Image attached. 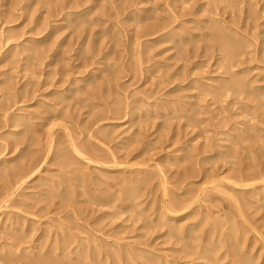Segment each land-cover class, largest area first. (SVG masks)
Wrapping results in <instances>:
<instances>
[{"label":"rangeland","instance_id":"obj_1","mask_svg":"<svg viewBox=\"0 0 264 264\" xmlns=\"http://www.w3.org/2000/svg\"><path fill=\"white\" fill-rule=\"evenodd\" d=\"M145 1L84 0L86 6L73 8L90 7L89 17L68 21L64 20L67 0H0V248L6 246L0 249V264H24L23 259L25 264H158L163 259H194L200 264L203 260L196 254L201 250L200 255L211 254L204 247L213 245L217 256L231 251L237 253L236 260L245 256L249 264H264V0H254L256 9L250 3L253 0H242L243 5L237 0L239 7L234 0H227L231 5L225 0L223 5L213 2L216 6L210 2L207 9L202 7L207 0ZM135 6L138 9L131 13ZM248 10L258 19L252 14L248 17ZM175 16H179L177 21ZM219 20V26L234 23L230 28L247 34L246 46L242 43L245 58L233 59L237 67L230 66L212 41L206 42L210 25L216 26ZM151 23H170L173 37H185L173 41L171 35L165 39L163 32L150 29L151 35L137 43L138 36L149 32L144 26ZM193 36L202 43L192 41ZM150 38L154 40L148 44ZM223 62L233 73L227 65L223 69ZM231 75L237 80L242 76L239 81L244 80L242 84L249 88L239 95L232 90L228 96H217L214 87L205 85L207 81L216 86L229 83L234 78ZM234 125L239 131L231 130ZM240 132L246 136L237 141ZM63 155L71 160H58ZM254 173H261L260 179L256 174L255 181ZM250 187L258 189L250 191ZM171 199L174 203L170 204ZM172 203L174 209H168ZM188 208H193L190 214L169 222L170 216L187 213ZM179 222L192 230L190 239L181 241L173 234L172 228L179 227ZM59 237L68 238L69 248L82 245L85 257L67 260L68 256L57 255L56 242L63 241ZM18 239H22L20 244ZM187 248L198 252L189 257ZM185 253L188 255H181ZM7 254L14 259L9 260ZM230 258H223L222 264Z\"/></svg>","mask_w":264,"mask_h":264},{"label":"bare ground","instance_id":"obj_2","mask_svg":"<svg viewBox=\"0 0 264 264\" xmlns=\"http://www.w3.org/2000/svg\"><path fill=\"white\" fill-rule=\"evenodd\" d=\"M46 1H47V0H46ZM74 1H75V0H74ZM74 1H73L74 4H70V3H72L71 0H70V1L67 0V4H66V6H67V8H68V7H69V8H68L67 11L65 12L66 17L64 16V17H65L64 20L72 21L74 18L78 19V18H81V17H83V16H85V15H87V16L89 17L88 12H89V10H90V9H89L90 7H89V8H86V7H85V8H83L81 11H74V8H75V7L78 9L79 7H82V5L86 6L85 3L87 4V2H83V1H84V0H83L82 3L79 2V4H78V3L76 4ZM77 1H79V0H77ZM85 1H88V0H85ZM144 1H145V0H144ZM146 1H147V0H146ZM146 1H145V2H146ZM164 1H165V0H164ZM174 1H175V0H174ZM174 1H173L172 3H174ZM179 1L182 2L183 0H178V3H179ZM186 1H188V0H186ZM194 1H195V0H194ZM196 1H197V0H196ZM218 1H219L220 4H221V2H222L223 0H207V1H205V2L202 3V7H203V9H204V7H205V9H207L206 6H209L208 4H210V2H211V3H213V2L217 3ZM225 1H226V2H224V3H227V0H225ZM234 1H236V4H237V0H234ZM245 1H246V0H245ZM245 1H244V2H245ZM247 1H248V0H247ZM251 1H252V0H251ZM259 1H260V0H259ZM69 2H70V3H69ZM95 2H96V1H95ZM241 2H242V0H241V1L238 0V3H239V4H240ZM248 2H249V1H248ZM257 2H258V1H257ZM182 3H183V2H182ZM184 3H185V2H184ZM194 3H197V2H194ZM194 3H193V4H194ZM229 3H230V1H229L227 4H229ZM250 3H252V5H253L252 7H253V8L255 7L254 5L257 4V3H256V4H253V3H254V0H253L252 2H250ZM96 4H98V3H96ZM231 4H232V2H231ZM231 4H229V5H231ZM239 4H237L238 7H239ZM241 4L243 5V3H241ZM245 4H247V2H246ZM101 5H103V4L101 3ZM106 5H107V4H106ZM135 5L138 6V4H135ZM167 5H168V4H167ZM182 5H183V4H182ZM194 5H195V4H194ZM200 5H201V4H200ZM213 5H214V3H213ZM222 5H223V2H222ZM250 5H251V4H250ZM250 5H249V6H250ZM84 6H83V7H84ZM159 6H160V5H159ZM214 6H216V5H214ZM227 6H228V5H227ZM240 6H241V5H240ZM249 6L247 5V7H249ZM263 6H264V5H263ZM73 7H74V8H73ZM96 7H97V6H96ZM123 7H124V6H123ZM127 7H128V6H127ZM142 7H143V6H142ZM231 7H232V6H231ZM250 7H251V6H250ZM252 7H251V9H253ZM70 8H72L73 11H69ZM222 8H223V6H222ZM229 8H230V6H229ZM64 9H65V7L61 9L62 12L64 11ZM72 9H71V10H72ZM77 9H76V10H77ZM93 9H94V8H93ZM95 9H96V8H95ZM123 9H124V8H123ZM125 9H126V8H125ZM137 9H138V7L136 8V6H135L134 8L131 9V11H130V10H129V11H130L131 13H135ZM212 9H213V8H212ZM212 9H211V10H212ZM218 9H219V8H218ZM248 9H249V8H248ZM251 9H250V10H251ZM255 9H256V7H255ZM255 9H253V10H255ZM126 10H127V9H126ZM140 10H141V9H140ZM143 10H144V9H143ZM143 10H142V12H143ZM201 10H202V9H201ZM209 10H210V8H209ZM232 10H233V9H232ZM240 10H241V9H240ZM240 10H239V11H240ZM253 10H252V11H253ZM129 11H128V12H129ZM202 11H203V10H202ZM207 11H208V10H207ZM207 11H206V12H207ZM219 11H220V10H219ZM227 11H228V10H227ZM242 11H243V10H242ZM245 11H246V10H245ZM263 11H264V8H263ZM92 12H93V11H92ZM124 12H125V11H124ZM139 12H141V11H139ZM139 12H138V13H139ZM204 12H205V11H204ZM209 12H210V11H209ZM248 12H249V10L247 11V13H248ZM259 12H260V11H259ZM90 13H91V12H90ZM96 13H97V12H96ZM182 13H183V12H182ZM182 13H181V14H182ZM223 13H224V12H223ZM254 13H255V12H254ZM254 13H253V12H252V13L249 12V13H248L249 15H248V14H246V15H248V17H249V16L252 14V17H253V14H254ZM262 13H263V12H262ZM129 14H130V13H129ZM147 14H148V13H147ZM154 14H155V13H154ZM174 14H175V13H174ZM181 14H180V15H181ZM183 14H184V13H183ZM204 14H205V13H204ZM207 14H208V13H207ZM209 14L211 15V13H209ZM212 14H215V13H213V11H212ZM241 14H242V13H241ZM241 14H240V15H241ZM132 15H133V14H132ZM148 15H149V14H148ZM177 15H178V14H177ZM202 15H203V14H202ZM215 15H217V14H215ZM146 16H147V15H146ZM155 16H156V15H155ZM183 16H184V15H183ZM203 16H204V15H203ZM213 16H214V15H213ZM217 16H218V15H217ZM223 16H224V15H223ZM254 16H255V15H254ZM260 16H262V14H261ZM144 17H145V16H144ZM151 17H152V15H151ZM153 17H154V16H153ZM178 17H179V16H178ZM178 17L175 16V21H177ZM201 17H202V16H201ZM206 17H208V15H207ZM206 17H205V18H206ZM210 17H211V16H210ZM238 17H239V16H238ZM241 17H242V16H241ZM248 17H247V18H248ZM136 18H139V19H140L141 17H139V16L137 17V16H136ZM147 18H148V17H147ZM149 18H150V16H149ZM173 18H174V17H173ZM176 18H177V19H176ZM214 18H215V17H214ZM219 18H220V17H219ZM228 18H230V17H228ZM250 18H251V17H250ZM81 19H82V18H81ZM89 19H90V18H89ZM145 19H146V17H145ZM153 19H154V18H153ZM156 19H158V18H156ZM156 19H155V20H156ZM199 19H200V18H199ZM209 19H210V18H209ZM211 19H213V18H211ZM223 19H224V18H222V20H223ZM253 19H255V17H253ZM256 19H258V18H256ZM256 19H255V20H256ZM87 20H88V19H87ZM90 20H92V19H90ZM95 20H96V19H95ZM136 20H137V19H136ZM147 20H148V19H147ZM191 20H192V19H191ZM193 20H194V19H193ZM193 20H192V21H193ZM196 20H197V19H196ZM232 20H233V19H232ZM251 20H252V19H251ZM107 21H108V20H107ZM134 21H135V20H134ZM157 21H159V20H157ZM170 21H171V20H170ZM173 21H174V20H173ZM186 21H187V20H186ZM211 21H212V20H211ZM216 21H217V19H216ZM216 21H213V22H216ZM226 21H227V20H226ZM239 21H240V20H239ZM81 22H84V20H82ZM152 22H153V21H152ZM161 22H163V20H161ZM165 22H166V21H165ZM202 22H203V21H202ZM204 22H205L204 24H206V21H204ZM209 22H210V21H209ZM218 22H219V23H218ZM218 22H216V23H218V25L215 23L216 26H212V24L210 23V24H211V25H210V26H211V27H210V28H211L210 30H211L212 33L209 31V34L211 33V34H210L211 36L208 34V36H207L208 39L206 40V42H207V41H212V42H213V47H214V44H215L216 48L219 49V51H221L222 55L224 54L223 57H225L226 60L229 59L228 63H230V66H232V64H235V62H233V59L235 60V57H236V58H239L241 55L243 56L244 53H243V50H242V49H244V48H243L242 46H243L244 44L242 45V43L245 42V46H246L247 43H246L245 40H246V38H248V37H247V34H246V35H245V34L243 35L241 32L238 33L237 30L235 31V28H234V27L230 28L231 26L234 25V23H232L233 25H230V27H226V23H227V22H225V24H224V23H223L224 20H223V22H222L223 25H221V26H219V25L221 24V23H220L221 21L219 20ZM244 22H245V21H244ZM262 22H263V21H262ZM79 23H80V22H79ZM84 23H85V22H84ZM106 23H107V22H106ZM137 23H138V22H137ZM170 23H171V22H170ZM170 23L167 24V25H164V24L161 25L162 23H161V24L159 23L160 25L155 24V23L152 25V23H151L150 26H144V28H145V27H149V28H145V29H148V31L151 29V30H154V31L157 30L158 32H159V31L163 32L161 36H162V38H165V39H168V37H169L170 35L172 36V40H173V41L183 39V37H185V36H183L182 34H181V35H182L183 37L180 36V37H179L180 39H176L175 37H173V36H174V35H173L174 33H171L172 30L170 31V28H169V27H170ZM237 23H239V22H237ZM252 23H253V22H252ZM254 23H255V22H254ZM257 23H258V22H257ZM172 24H173V23H172ZM207 24H208V22H207ZM213 24H214V23H213ZM195 25H197V26H198V25H199V26H202V25H200L199 23H195ZM195 25H194V26H195ZM238 25H239V24H238ZM260 25H261V22H260ZM112 26H113V25H112ZM222 26H225V27L223 28ZM234 26H235V25H234ZM244 26H245V25H244ZM253 26H254V25H253ZM257 26H259V25L257 24ZM257 26H256V27H257ZM262 26H263V24H262ZM113 27H114V26H113ZM142 27H143V26H142ZM180 27H181V26H180ZM188 27H189V26H188ZM144 28H143V29H144ZM172 28H173V27H172ZM175 28H176V27H175ZM183 28H184V27H183ZM191 28H192V27H191ZM191 28H190V29H191ZM246 28H247V25H246L245 29H246ZM248 28H249V27H248ZM143 29H142V30H143ZM145 29H144V30H145ZM180 29H181V28H180ZM190 29H189V30H190ZM194 29H195V28H194ZM202 29H203V28H202ZM207 29H208V27H207ZM256 29H257V28H255V30H256ZM227 30H228V32H227ZM260 30H261V29H260ZM146 31H147V30H146ZM154 31H152V32H154ZM157 31H156V32H157ZM175 31H176V30H175ZM175 31H174V32H175ZM242 31H243V30H242ZM194 32H195V31H194ZM196 32L198 33V30H197ZM204 32H205V31H204ZM245 32H246V30H245ZM247 32H248V31H247ZM247 32H246V33H247ZM260 32H261V31H260ZM263 32H264V30H263ZM138 33H139V32H138ZM142 33H143V32H142ZM142 33H141V34H142ZM145 33H146V34H145ZM145 33H144V35L142 34L141 36H138V37H137V41H138V42L136 41L137 43L142 44L140 39H141L142 37H144V36L151 35V34H150V31H149L148 33H147V32H145ZM154 33H155V32H154ZM176 33H177V32H176ZM176 33H175V34H176ZM183 33H184V32H183ZM197 33H196V34H197ZM251 33H252V32H251ZM160 34H161V33H160ZM188 34H189V33H188ZM191 34H192V33H191ZM249 34H250V33H249ZM252 35H253V34H252ZM256 35H257V34H256ZM261 35H262V34H261ZM157 36H158V35H157ZM175 36H176V35H175ZM199 36H200V35L198 34L197 37H199ZM147 37H148V36H147ZM153 37H154V36H153ZM200 37H202V36H200ZM203 37H204V36H203ZM203 37H202V38H203ZM205 37H206V36H205ZM262 37H263V36H262ZM189 38H191V37H189ZM252 38H254V37H252ZM258 38L260 39V37H258ZM155 39H156V38H155ZM170 39H171V37H170ZM184 39H186V38H184ZM194 39H195V36H193L192 41H193ZM205 39H206V38H205ZM205 39H204V40H205ZM244 39H245V40H244ZM153 40H154V38H152V39L150 38L149 40H147L148 44H149V42H151V41L153 42ZM197 40H198V39H197ZM247 40H248V39H247ZM262 40H263V39H262ZM142 41H143V40H142ZM194 41H196V40H194ZM199 41H202V40H199ZM256 41H257V40H256ZM147 42H146V45H148ZM163 42H165V41H163ZM166 42H167V41H166ZM171 43H172V42H171ZM189 43H191V41H190ZM194 43H195V42H194ZM196 43H198V42L196 41ZM201 43H202V42H201ZM201 43H198V44L200 45ZM204 43H205V41H204ZM210 43H211V42H210ZM251 43H252V41H251ZM251 43H250V45H251ZM139 44H138V45H139ZM177 44H178V43H177ZM186 44H187V43H186ZM192 44H193V43H192ZM207 44H208V43H207ZM207 44H204L203 46H205V45H207ZM248 44H249V43H248ZM208 45H209V44H208ZM144 46H145V45H144ZM192 46H193V45H192ZM197 46H198V45H197ZM145 47H146V46H145ZM213 47H212V48H213ZM209 48H210V47H209ZM214 48H215V47H214ZM187 49H188V47H187ZM203 49H204V48H203ZM249 49H250V48H249ZM245 50H246V49H245ZM185 51H186V49H185ZM205 51H207V50H205ZM245 53H246V52H245ZM246 55H247V54H246ZM223 57H222V58H223ZM243 57H244V56H243ZM220 58H221V57H220ZM244 58H245V57H244ZM244 58H243V59H244ZM225 59H224V60H225ZM238 60H239V59H238ZM238 60H235V61L237 62ZM241 61H242V60H241ZM241 61H240V62H241ZM87 62H88V61H87ZM219 62H220V61H219ZM224 62H225V61H224ZM224 62H223V63H224ZM226 63H227V61H226ZM226 63L223 64V66H224L223 69L226 68L225 66L228 64V63H227V64H226ZM241 63H242V65H243V63H245V62H241ZM241 63H239V64H241ZM87 64H88V63H87ZM87 64H86V65H87ZM89 65H90V64H89ZM235 65H236V64H235ZM227 66L229 67V65H227ZM238 66H239V65H238ZM233 67H234V66H233ZM236 67H237V65H236ZM248 68H249V67H248ZM227 69L230 70L231 68L229 67V68H227ZM227 69H226V70H227ZM234 69H235V68H234ZM245 69H246V68H245ZM228 70L226 71V73L228 72ZM232 70H233V69H232ZM232 70H230V72H231ZM248 70H250V69H248ZM252 70H253V69H252ZM242 71H243V70H242ZM244 71H245V70H244ZM224 72H225V70H224ZM235 72H236V71H235ZM240 72H241V70H240ZM226 73H225V74H226ZM231 73H233V72H231ZM238 73H239V72H237V74H238ZM223 74H224V73H223ZM225 74H224V75H225ZM229 74H230V73H229ZM229 74H227V75L230 77ZM239 74H241V73H239ZM233 75H234V74H233ZM242 75H243V73H242ZM247 75H248V74H247ZM231 76H232V75H231ZM239 76H241V75H239ZM220 77H221V76H220ZM233 77H234V76H232V78H233ZM237 77H238V75H237ZM241 77H242V76H241ZM241 77H239V79H240ZM217 78H219V77L217 76ZM224 78H225V77H224ZM226 78H227V77H226ZM226 78L223 79V80L226 81ZM230 78H231V77H230ZM234 78H235V77H234ZM234 78H233L232 80L229 79V81H230L229 83H227V82L223 83V82H221V81H220L221 83H219L218 80L215 81V83L218 82L219 84H221V85H219V86H216V84L214 85V84H212V83H209V81H207V82L205 83V85H206L207 87L209 86L211 89H213V87H214V88H215V91L218 92V93H213V92L211 91L210 94L213 93L214 95L216 94L217 96H218V95L221 96V94H222V96H224L223 94H224V93H225V94L227 93L226 95L228 96V94H229L228 92H230V91H232V90H233V91L236 90V91H239V92H236V93H238V95H239V93H240L242 90L245 91V89L247 88V86H245L246 84H242L243 81H244L243 79H242L243 81L240 80V81H241V82H240L239 79L237 80L236 78H235V79H234ZM242 78H243V77H242ZM245 78H246V77H244V79H245ZM208 79H209V78H208ZM210 79H211V78H210ZM210 79H209V80H210ZM219 79H220V78H219ZM227 79H228V78H227ZM215 80H216V79H215ZM220 80H221V79H220ZM245 80H246V79H245ZM256 80H257V79H256ZM262 80H263V79H262ZM195 81L197 82L198 80L195 79ZM195 81H193V83H195ZM212 82L214 83V80H213ZM254 82H255V81H254ZM193 83H192V84H193ZM201 83H202V81H201ZM244 83H245V82H244ZM249 83H250V82H249ZM195 84H196V83H195ZM201 85H202V84H201ZM203 85H204V84H203ZM100 87H101V86H100ZM199 87H200V86H199ZM263 87H264V86H263ZM190 88H191V87H190ZM201 88H202V86H201ZM203 88H204V87H203ZM203 88H202V89H203ZM248 88H249V84H248ZM248 88H247V89H248ZM250 88H251V87H250ZM208 89H209V88H208ZM211 89H210V90H211ZM251 89H252V88H251ZM255 89H256V88H255ZM263 90H264V89H263ZM257 91H258V90H257ZM208 92H209V90H208ZM250 92H252V91L250 90ZM253 92H255V91H253ZM219 93H220V94H219ZM263 93H264V92H263ZM205 94H206V93H205ZM249 95H251V94H249ZM255 95H256V94H255ZM230 96H231V95H230ZM253 96H254V95H253ZM251 97H252V95H251ZM212 98L214 99L215 96L212 97ZM219 98H220V97H219ZM259 98H261V96H260ZM221 99H222V98H221ZM216 100H217V99H216ZM218 100H219V99H218ZM257 100H258V98H257ZM231 101H232V100H230V102H231ZM258 101H259V100H258ZM262 101H263V100H262ZM262 101H261V102H262ZM119 103H120V102H119ZM169 104H171V103H169ZM115 105H116V104H115ZM121 105H122V104H121ZM131 105H132V104H131ZM181 105H182V104H181ZM113 106H114V105H113ZM164 106H167V105H164ZM164 106H163V107H164ZM133 107H134V106H133ZM160 107H161V106H160ZM167 107H168V106H167ZM170 107H171V106H170ZM177 107H178V106H177ZM183 107H184V106H183ZM114 108H115V107H114ZM117 108H118V106H117ZM180 108H181V107H180ZM251 108H253V107H251ZM129 109H130V108H129ZM132 109H133V108H132ZM109 111H110V110H109ZM118 111H119V110H118ZM114 112H115V111H114ZM110 113H112V112H110ZM119 114H120V113H119ZM132 114H133V113H132ZM47 115H48V114H47ZM114 115H117V114H114ZM54 118H55V117H54ZM244 122H245V121H244ZM236 123H238V124L240 125V126H239V128H240V127H241V124H240L239 122H236ZM31 125H32V124H31ZM234 126H235V125H234ZM230 127H231V126H230ZM232 127H233V126H232ZM253 127H254V126H253ZM241 128H242V127H241ZM258 128H259V127H258ZM234 129H238L237 125H236L234 128H231V130H234ZM227 130H228V129H227ZM257 130H258V129H257ZM228 131H229V130H228ZM228 131H227V132H228ZM238 131H239V129H238ZM253 131H254V130H253ZM255 131H256V130H255ZM25 132H26V131H25ZM103 132H104V131H103ZM222 132H223V131H222ZM242 132H243V131H242ZM246 132H247V131H246ZM249 132H250V131H249ZM15 133H16V132H15ZM28 133H30V132L28 131ZM33 133H34V132H33ZM240 133H241V132H240ZM244 133H245V132H244ZM106 134H107V133H106ZM226 134H227V133H226ZM246 134H248V132H247ZM253 134H254V133H253ZM26 135H27V133H26ZM31 135H32V132H31ZM103 135H104V134H103ZM232 135L234 136V134H232ZM232 135H231V136H232ZM106 136H107V135H106ZM245 136H246V135H245ZM245 136L242 135V133H241V134L237 137V139H238L237 141H241L242 139H244ZM99 137H101V136H99ZM105 138H106V137H105ZM28 139H29V138H28ZM28 139H27V140H28ZM30 139H31V138H30ZM231 140L233 141L234 139H231ZM28 141H30V140H28ZM228 141H229V139H228ZM232 141H231V142H232ZM231 142H230V143H231ZM229 145H230V144H229ZM231 145H232V144H231ZM28 146H29V145H27V147H28ZM30 146H31V145H30ZM33 147H34V146H33ZM74 147H75V145H74ZM76 147H77V146H76ZM78 147L80 148V146H78ZM79 148H78V149H79ZM30 149H31V148H30ZM82 149H83V148H82ZM82 149H81V150H82ZM74 150H76V149H74ZM79 150H80V149H79ZM81 150H80V151H81ZM29 151H30V150H29ZM76 151H77V150H76ZM92 151H93L94 154H95V151H94V150H92ZM205 151H206V150H205ZM27 152H28V151H27ZM38 152H40V150L37 151V153H38ZM70 152H71V151H70ZM78 152H79V151H78ZM81 152H82V151H81ZM34 153H35V150H34L33 154H34ZM45 153H46V152H45ZM51 153H52V152H51ZM57 153H58V152H57ZM79 153H80V152H79ZM206 153H207V151H206ZM80 154H82V153H80ZM84 154H85V153H84ZM24 155H25V154H24ZM29 155L31 156L32 154H29ZM59 155H60V154H59ZM59 155H58V156H59ZM73 155H74V154H73ZM189 155H190V154H189ZM36 156H37V154H36ZM36 156L34 155V157H36ZM44 156H45V155H44ZM190 156H192V155H190ZM24 157H25V156H24ZM68 157H69V155H68ZM68 157H66L65 155H63V156L59 157L58 160H61L62 162H63V161H67V162H68L69 159H70V158H68ZM37 158L39 159V157H37ZM43 158H44V157H43ZM75 158H76V157H75ZM93 158H94V157H93ZM23 159H24V158H23ZM32 159H33V158H32ZM41 159H42V158H41ZM56 159H57V158H56ZM77 159H78V158H77ZM1 160H2V159H1ZM26 160H27V158H26ZM36 160H37V159H36ZM50 160H51V159H50ZM70 160H71V159H70ZM27 161H28V160H27ZM29 161H30V159H29ZM31 161H32V160H31ZM37 161H38V160H37ZM67 162H66V163H67ZM34 163H35V161H34ZM34 163H33V165H34ZM36 163H37V162H36ZM63 163H64V162H63ZM253 163H255V162H253ZM27 164H28V163H27ZM31 164H32V163H31ZM72 164H74V163H72ZM14 165H15V164H14ZM18 165H19V164H18ZM36 165H37V164H36ZM36 165H35V166H36ZM69 165H70V164H69ZM75 165H77V164H75ZM75 165H74V166H75ZM15 166H16V165H15ZM20 166H21V165H20ZM27 166L29 167V165H27ZM17 167H18V166H17ZM22 167H23V166H22ZM262 167H263V166H262ZM8 168H9V167H8ZM13 168H15V167H13ZM32 168H33V167H31V169H32ZM77 168H79V167H77ZM258 168H260V167L258 166ZM263 168H264V167H263ZM28 169H29V168H28ZM35 169H36V168H35ZM62 169H63V165H62ZM253 169H254V168H253ZM5 170H6V169H5ZM7 170H8V169H7ZM12 170H13V169H12ZM19 170H20V169H19ZM25 170H26V169H25ZM262 170H263V169H262ZM262 170H261V171H262ZM0 171H1V170H0ZM14 171H15V170H14ZM255 171H256V169H255ZM4 172H5V171H4ZM62 172H63V171H62ZM69 172H70V170H69ZM73 172H76V171L73 170ZM2 173H3V172H2ZM9 173H10V172H9ZM13 173H14V172H13ZM17 173H18V172H17ZM60 173H61V172H60ZM63 173H64V172H63ZM78 173H79V172H78ZM78 173H77V174H78ZM243 173H244V172H243ZM257 173H258V172H257ZM257 173H256V174H257ZM261 173H262V172H261ZM261 173H260V175H261ZM3 174H4V173H3ZM11 174H12V173H11ZM24 174H25V173H24ZM72 174H73V173H72ZM254 174H255V173H254ZM256 174H255L254 177H253V178H255V179H254L255 181H256L257 178L260 179V178H259L260 175L257 174V176H256ZM6 175H7V174H6ZM14 175H15V174H14ZM26 175H27V174H26ZM63 175H64V174H63ZM75 175H76V174H73L74 177H75ZM244 175H245V174H244ZM249 175H250V174H249ZM258 175H259V176H258ZM1 176H2V175H1ZM11 176H12V175H11ZM15 176H16V175H15ZM18 176H19V174H18ZM18 176H16V177H18ZM22 176L24 177L23 174H22ZM27 176H28V175H27ZM64 176H66V175H64ZM73 176H72V177H73ZM83 176H84V175H83ZM240 176H241L240 179H242V174H241ZM247 176H248V175H247ZM247 176H245V177H247ZM255 176H256L257 178H256ZM263 176H264V174H263ZM2 177H3V176H2ZM5 177H6V176H5ZM3 178H4V177H3ZM61 178H62V177H61ZM70 178H71V176H70ZM79 178H80V177H79ZM85 178H86V177H85ZM247 178H248V177H247ZM247 178H246V179H247ZM9 179H10V177H9ZM9 179L7 178L8 182H9ZM14 179H15V177H14ZM20 179H21V178H20ZM20 179H19V180H20ZM23 179H24V178H23ZM51 179H52V178H51ZM224 179H225V178H224ZM238 179H239V177H238ZM240 179H239V180H240ZM243 179H244V178H243ZM246 179H244V181H245ZM258 179H257V180H258ZM263 179H264V178H263ZM5 180H6V178H5ZM42 180H43V179H42ZM77 180H78V179H77ZM133 180H134V179H133ZM227 180H228V179H227ZM232 180H233V179H232ZM247 180L249 181V178H248ZM78 181H79V180H78ZM235 181H237V180H235ZM255 181H254V182H255ZM43 182H44V181H43ZM68 182H69V181H68ZM122 182H123V181H122ZM242 182H243V180H242ZM245 182H247V181H245ZM13 183H14V182H13ZM41 183H42V182H41ZM41 183H40V184H41ZM45 183H46V182H45ZM45 183H43V184H45ZM56 183H57V181L55 182V184H56ZM84 183H85V182H84ZM86 183H87V182H86ZM234 183H235V182H234ZM243 183H244V182H243ZM16 184H18V183H16ZM128 184H129V183H128ZM211 184H213V182H212ZM236 184H237V185H240V183H236ZM11 185H12V184H11ZM52 185H54V184H52ZM57 185H58V184H57ZM57 185H56V186H57ZM115 185H116V184H115ZM121 185H122V183H121ZM218 185H219V184H218ZM218 185H217V186H218ZM261 185H263V184H261ZM35 186H37V184H36ZM50 186H51V185H50ZM64 186H65V185H64ZM122 186H123V185H122ZM231 186H233V185H231ZM258 186H259V185H258ZM68 187H69V186H67V188H68ZM124 187H125V185H124ZM220 187H221V184H220ZM222 187H223V186H222ZM251 187H253V186H251ZM251 187H250V188H251ZM263 187H264V186H263ZM27 188H28V187H27ZM49 188H52V187H49ZM53 188H54V187H53ZM56 188H57V187H56ZM69 188H70V187H69ZM83 188H84V187H83ZM83 188H81V189H83ZM85 188H86V187H85ZM85 188H84V189H85ZM129 188H130V187H129ZM135 188H136V187H135ZM255 188H256V187H255ZM255 188H254V189H255ZM260 188H261V187H260ZM8 189H9V188H8ZM73 189H74V188H73ZM87 189H88V188H87ZM121 189H123V188H121ZM130 189H131V188H130ZM189 189H190V188H189ZM191 189H192V188H191ZM215 189H216V188H215ZM232 189L235 190V188H232ZM248 189H249V188H248ZM251 189H252V188H251ZM254 189H252V190H250V191H253ZM257 189H258V188H256V190H257ZM57 190H58V189H57ZM88 190H89V189H88ZM88 190H87V191H88ZM128 190H129V189H128ZM187 190H188V189H187ZM187 190H186V191H187ZM204 190H205V189H204ZM213 190H214V188H213ZM234 190H232V191H234ZM236 190H237V189H236ZM236 190H235V192H236ZM242 190H243V188H242ZM245 190H246V189H245ZM256 190H255V191H256ZM261 190H262V189H261ZM6 191H7V190H6ZM60 191H61V190H60ZM66 191H67V190H66ZM91 191H92V190H91ZM131 191H132V190H131ZM167 191H168V190H167ZM216 191L219 192L220 190H216ZM237 191H238V190H237ZM250 191L248 190V192H250ZM255 191H254V192H255ZM22 192H23V191H22ZM40 192H41V191H40ZM51 192H53V190H52ZM54 192H55V191H54ZM72 192H73V191H72ZM83 192H84V191H83ZM118 192H121V191H118ZM168 192H169V191H168ZM188 192H189V191H188ZM204 192H205V191L202 192V193H203L202 195L205 196L207 193L205 192V193H206V194H205ZM239 192H242V191L240 190ZM243 192H244V190H243ZM254 192H253V194H254ZM260 192H261V191H260ZM8 193H9V191H8ZM35 193H36V192H35ZM68 193H69V192H68ZM89 193H90V192H89ZM129 193H130V191H129ZM231 193H232V192H231ZM246 193H247V192H246ZM246 193H245V194H246ZM263 193H264V192H263ZM29 194H30V193H29ZM64 194H65V193H64ZM69 194H70V193H69ZM74 194H75V193H73L72 195H74ZM83 194H84V193H83ZM108 194H109V193H108ZM112 194H113V193H112ZM117 194H118V193H117ZM122 194H123V193H122ZM122 194H121V195H122ZM240 194H242V193H240ZM247 194H248V193H247ZM247 194H246V197H248ZM255 194H256V193H255ZM257 194H258V192H257ZM8 195H9V194H8ZM38 195H39V194H38ZM40 195H41V194H40ZM115 195H116V194H115ZM128 195H129V194H128ZM29 196H30V195H29ZM60 196H62V194H61ZM194 196H195V195H194ZM230 196H231V195H230ZM257 196H258V195H257ZM257 196H256V197H257ZM25 197H26V196H25ZM62 197H63V196H62ZM116 197H117V196H116ZM200 197H202V196H200ZM0 198H1V197H0ZM17 198H18V197H17ZM185 198H186V197H185ZM188 198H189V197H188ZM192 198H193V197H192ZM194 198H195V197H194ZM235 198H236V197H235ZM252 198H253V197H252ZM257 198H259V197H257ZM257 198H255V199H257ZM25 199H26V198H25ZM93 199H94V198H93ZM128 199H129V198H128ZM2 200H3V199H2ZM4 200H5V198H4ZM16 200H17V199H16ZM29 200H30V199H29ZM171 200H172V199H171ZM179 200H180V199H179ZM185 200H186V199H185ZM192 200H193V199H191V201H192ZM258 200H259V199H257V201H258ZM93 201H94V200H93ZM96 201H97V200H96ZM100 201H101V200H100ZM113 201H114V199H113ZM115 201H116V200H115ZM15 202H16V201H15ZM171 202L174 203L173 200L170 201V204H171ZM182 202H183V200H182ZM189 202H190V200L188 201V205H189ZM137 203H139V202H137ZM173 203H172V205H170V204L168 205V209H170V208H171V210L174 209V204H173ZM183 203H184V202H183ZM237 203H238V202H237ZM8 204H9V203H8ZM11 204H12V203H11ZM14 204H15V203H14ZM14 204H13V205H14ZM175 204H176V203H175ZM200 204H201V203H200ZM25 205H26V204H25ZM25 205H23V206H25ZM179 205H180V204H178V207H180ZM186 205H187V204H186ZM238 205H239V204H238ZM7 206H8V205H7ZM169 206H170V208H169ZM181 206L183 207L182 204H181ZM9 207H10V206H9ZM21 207H22V206H21ZM195 207H196V206H195ZM180 208H181V207H180ZM180 208H179V209H180ZM239 208L242 209V207H240V206H239ZM7 209H8V208H7ZM18 209H19V208H18ZM20 209H21V208H20ZM127 209H129V208H127ZM181 209H183V208H181ZM176 210H178V209H176ZM0 211H1V210H0ZM24 211H25V210H24ZM191 211H193V208H191V209L188 208V209H187V213H183V214H174L173 216H170L168 220H169V222H173V221H175L177 218L182 217L184 214H190ZM175 212H176V211H175ZM189 212H190V213H189ZM160 213H161V212H160ZM227 213H228V215H230L229 212H227ZM243 213H244V212H243ZM233 214H234V213H233ZM18 215H19V214H18ZM225 215H226V214H225ZM0 217H1V216H0ZM225 217H227V216H225ZM244 217H246V216H244ZM13 219H14V218H13ZM203 219L205 220V218H203ZM213 219H214V218H213ZM230 219H231V221H232L233 218H230ZM248 220H249V219H248ZM154 221H155V220H154ZM201 221H202V220H201ZM218 221H219V219L216 220V223H217ZM222 221L224 222L223 219H222ZM6 222H7V221H6ZM18 222H20V221L18 220ZM202 222H204V221H202ZM202 222H201V223H202ZM225 222H226V221H225ZM225 222H224V223H225ZM236 222H237V221H236ZM11 223H12V222H10V224H11ZM13 223H14V221H13ZM173 223H174V222H173ZM179 223H180V222H179ZM201 223H200V224H201ZM230 223H233V222H230ZM230 223H229V224H230ZM8 224H9V223H8ZM17 224H18V223H17ZM20 224H21V222H20ZM167 224H168V223L166 222V226H165V227H168ZM171 224H172V223H171ZM198 224H199V223H198ZM211 224H212V223H211ZM236 224H237V223H236ZM13 225H14V224H13ZM21 225H22V224H21ZM164 225H165V224H164ZM172 225H174V224H172ZM179 225H180V226H179ZM183 225H184V224H183ZM189 225H190V224H189ZM195 225H196V224H195ZM216 225H218V224H216ZM9 226H10V225H9ZM14 226H15V225H14ZM17 226H18V225H17ZM169 226H171V225H169ZM175 226H176V225H175ZM178 226H179V227H177V228H174V227H173V228H172V230H173L172 232H173L174 235L179 236V237H178L179 240L183 241L184 239H187V238H189V236H191V235L188 234L189 230H191V229H188L189 227H188V228H187V227H184V226H182L181 223L178 224ZM221 226H222V225H221ZM4 227H5V226H4ZM18 227H19V226H18ZM23 227H24V226H23ZM60 227H61V226H60ZM81 227H82V225H81ZM85 227H86V226H85ZM171 227H172V226H171ZM208 227H209V226H208ZM210 227H211V225H210ZM215 227H216V226H215ZM229 227H230V226H229ZM192 228H193V227H192ZM213 228H214V227H213ZM217 228L219 229L220 227H217ZM222 228H223V227H222ZM227 228H228V227H227ZM12 229H13V228H12ZM167 229H168V228H167ZM167 229H166V230H167ZM225 229H226V228H225ZM232 229L234 230V227H232ZM243 229H244V228H243ZM58 230H59V228H58ZM209 230H210V229H208V231H209ZM211 230H212V229H211ZM214 230H216V229H214ZM222 230H223V229H222ZM228 230H229V229H228ZM230 230H231V228H230ZM12 231H13V230H12ZM62 231H63V230H62ZM167 231H169V230H167ZM191 231H192V230H191ZM217 231H218V230H217ZM219 231H220V230H219ZM58 232H59V231H58ZM58 232H57V233H58ZM90 232H91V231H90ZM196 232H197V231H196ZM199 232H201V231H199ZM212 232H213V231H212ZM220 232H221V231H220ZM57 233H55V234H57ZM62 233H63V232H62ZM94 233H95V232H94ZM191 233H192V232H191ZM191 233H190V234H191ZM213 233H214V232H213ZM217 233H218V232H217ZM235 233H236V232H235ZM165 234H166V233H165ZM165 234H164V235H165ZM173 234H172V235H173ZM209 234H210V233H209ZM209 234H208V235H209ZM227 234H228V233H227ZM227 234H226V235H227ZM62 235H63V234H62ZM62 235H61V236H62ZM65 235H66V234H65ZM65 235H63V236H65ZM164 235H163V236H164ZM172 235H171V237H173ZM196 235H197V234H196ZM213 235H214V234H212L211 236H213ZM217 235H218V234H217ZM223 235H224V234H223ZM234 235H235V234H234ZM237 235H238V234H237ZM12 236H13V235H12ZM17 236H18V235H17ZM17 236H16V237H17ZM23 236H24V235H23ZM23 236H22L21 238H23ZM53 236H55V235H53ZM56 236H57V235H56ZM63 236H62V238H63ZM70 236H71V235H70ZM70 236H69V237H70ZM221 236H222V234H221ZM221 236H220V237H221ZM228 236H229V235H228ZM228 236H227V237H228ZM238 236H239V235H238ZM67 237H68V236H67ZM71 237H72V236H71ZM166 237H167V236H166ZM169 237H170V235H169ZM234 237H235V236H234ZM57 238H58V237H57ZM59 238H61V237H59ZM62 238H61V239H62ZM65 238H66V236H65ZM72 238H73V237H72ZM74 238H76V237H74ZM96 238H97V237H96ZM96 238H95V239H96ZM191 238H192V237H191ZM194 238H195V236H194ZM235 238H236V237H235ZM61 239H59V240H61ZM67 239H68V238H67ZM67 239H65V240L62 239V240H63L62 243H61V241H60V243H59V241H57V239H56V241H57L56 244H57V247H58V248H56V249L59 250V253H58L57 255H62V256L64 255V256H66V257L68 256L67 260H68V259H70V260L72 259V260H73L76 256H77L78 258L85 257V256H83V253H85V251L82 253V250H83V249H80V247H81L82 245H79L80 247L77 245V246L74 247L73 249H72V248H69V246L67 245V243H68ZM101 239H102V238H101ZM189 239H190V238H189ZM195 239L197 240L198 238H195ZM195 239H194V241H195ZM209 239H210V238H209ZM212 239H213V238H212ZM228 239H229V238H228ZM236 239H238V238H236ZM241 239L243 240V238H241ZM72 240L74 241V240H76V239H72ZM79 240H80V239H79ZM102 240H103V239H102ZM170 240H172V239L170 238ZM173 240H174V239H173ZM198 240H199V239H198ZM205 240H206V239H205ZM223 240H224V239H223ZM229 240H230V239H229ZM18 241H19V244H20V241H22V239H20V240L18 239L16 242L18 243ZM73 241H72V242H73ZM113 241H114V240H113ZM186 241H187V240H186ZM194 241H192V242L194 243ZM207 241H208V239H207ZM218 241H219V240H218ZM220 241H221V240H220ZM233 241H234V239H233ZM235 241H236V240H235ZM23 242H24V241H23ZM54 242H55V239H54ZM54 242H53V243H54ZM75 242H76V241H75ZM75 242H73V243H75ZM79 242H80V241H79ZM85 242H86V241H85ZM96 242H97V241H96ZM99 242H100V241H99ZM105 242H106V241H105ZM114 242H115V241H114ZM116 242H117V240H116ZM119 242H120V241H119ZM119 242H118V243H119ZM190 242H191V241H190ZM195 242H197V241H195ZM200 242H201V241H200ZM211 242H212V241H211ZM228 242H229V241H228ZM10 243H11V242H10ZM34 243H35V242H34ZM73 243H72V244H73ZM76 243H77V242H76ZM81 243H82V242H81ZM89 243H90V242H89ZM94 243H95V242H94ZM187 243H188V242H187ZM205 243H206V242H205ZM207 243H209V241H208ZM229 243H231V242H229ZM236 243H237V241H236ZM56 244H55V245H56ZM77 244H79V243H77ZM102 244H103V243H102ZM107 244H108V243H107ZM107 244H106V245H107ZM110 244H111V243H110ZM112 244H113V243H112ZM184 244H185V243H184ZM239 244H240V243H239ZM4 245H5V244H4ZM10 245H11V244H10ZM17 245H18V244H17ZM17 245H16V246H17ZM73 245H74V244H73ZM106 245H105V246H106ZM115 245H116V244H115ZM117 245H119V244H117ZM173 245H174V243H173ZM191 245H192V244H191ZM207 245H209V244H207ZM52 246H53V245H52ZM70 246H71V244H70ZM112 246H113V245H112ZM119 246H121V245H119ZM123 246H124V245H123ZM133 246H134V245H133ZM136 246H138V245H136ZM194 246H196V245H194ZM198 246H199V245H197V247H198ZM202 246H203V245H202ZM205 246H206V245H205ZM224 246H225V245H224ZM238 246H239V245H238ZM5 247H6V246H5ZM5 247H4V248H0V249H5ZM8 247H9V246H8ZM18 247H19V245H18ZM18 247H17V248H18ZM95 247H96V246H95ZM95 247H94V248H95ZM98 247H101V244H100V246H98ZM98 247H97V248H98ZM113 247H114V246H113ZM117 247H118V246H117ZM131 247H132V246H131ZM134 247H135V246H134ZM148 247H149V246H148ZM148 247H147V248H148ZM187 247H188V246H187ZM199 247H200V246H199ZM199 247H198V249H201V248H199ZM235 247H236V246H234V248H235ZM242 247H243V246H242ZM14 248H15V246H14ZM14 248H13V249H14ZM53 248H55V246H53ZM94 248H93V249H94ZM97 248H96V249H97ZM110 248H111V247H110ZM132 248H133V247H132ZM192 248H193V246H192ZM192 248H191V249H192ZM194 248H195V247H194ZM204 248H205V250H208L211 254H208V252H207V254H208V255H207L206 253L203 254V253H204V252H203L202 255H200L199 253H201L202 250L199 251V253H198V254H199V257H198V254H196V256H197V259L199 258L201 261L203 260L200 264H209L211 261H215L214 263L212 262V264H215L216 261H218L219 264H222V262H221L222 259H223V258H224V259H225V258H228V257H230V256H231V258H232V257H233V258H232V259L230 258L231 261H229V263H227V264H237V263H238V264H249V263H251L249 260H247V259H249V258L246 259L245 256H244L245 259H244V257H243L244 260H243V259H240V258H239L240 260H236V259H237V257H236V256H237V255H236L237 253H235V252H231V251H230V253L227 251L224 255L222 254V256H217V252L215 251L216 248H217L216 245H213V247L211 246V248H208V247H204ZM236 248H237V247H236ZM11 249H12V248H10V251H12ZM28 249H29V248H28ZM85 249H86V248H85ZM93 249H92V250H93ZM101 249H102V248H101ZM103 249H104V248H103ZM105 249H106V247H105ZM120 249H121V248H120ZM130 249H131V248H130ZM133 249H134V248H133ZM181 249H182V247H181ZM187 249H189V248H187ZM196 249H197V248H195V250H196ZM202 249H203V248H202ZM221 249H222V248H221ZM228 249H229V248H228ZM231 249H233V248H231ZM241 249H242V248H241ZM241 249H240V250H241ZM22 250H23V249H22ZM115 250H116V249H115ZM117 250H118V248H117ZM117 250H116V252H117ZM125 250H126V249H125ZM173 250H174V249H173ZM205 250H203V251H205ZM235 250H236V249H235ZM20 251H21V250H20ZM52 251H54V249H53ZM137 251H138V250H137ZM143 251H144V250H143ZM176 251L178 252L179 249L176 250ZM187 251H189V252H188L189 255L186 254V253H185V254H181V255H186V256L188 255L189 257H191L190 255H194L193 253L198 252V251H193V252H191L192 250L190 251V249L187 250ZM245 251H246V249H245ZM119 252H120V251H119ZM130 252H131V251H130ZM130 252H129V253H130ZM135 252H136V251H135ZM146 252H147V251H146ZM148 252H149V251H148ZM177 252H176V253H177ZM184 252H186V249H185ZM248 252H251V251L248 250ZM9 253H10V252H9ZM50 253H51V252H50ZM53 253H54V252H53ZM73 253L75 254V256H71V255H73ZM88 253H89V255H91L89 251H88ZM95 253H96V251H95ZM98 253H99V252L97 251V254H98ZM108 253H109V252H108ZM117 253H118V252H117ZM138 253H139V252H138ZM181 253H182V250H181ZM190 253H191V254H190ZM48 254H49V253H48ZM55 254H56V253H55ZM92 254H93V253H92ZM97 254H95V255H97ZM101 254H102V253H101ZM110 254H111V253H110ZM112 254H113V253H112ZM118 254H119V253H118ZM122 254H123V251H122ZM146 254H147V253H146ZM177 254H178V253H177ZM245 254H246V253H245ZM7 255H8V254H7ZM9 255H10V254H9ZM9 255H8L9 260L12 261L14 258H11ZM39 255H40V254H39ZM49 255H53V254H49ZM85 255H87V254H85ZM98 255H99V254H98ZM144 255H145V254H144ZM174 255H175V254H174ZM235 255H236V256H235ZM240 255H241V254H240ZM250 255H251V253H250ZM20 256H21V255H20ZM53 256H54V255H53ZM93 256H94V255H93ZM93 256H92V257H93ZM117 256H118V255H117ZM126 256H127V255H126ZM136 256H137V255H136ZM186 256H185V257H186ZM200 256H201V257H200ZM234 256H235L236 258H235ZM238 256H239V255H238ZM13 257H14V256H13ZM15 257H16V255H15ZM35 257H36V256H35ZM39 257H40V256H39ZM86 257H87V256H86ZM90 257H91V256H90ZM92 257H91V258H92ZM241 257H242V255H241ZM247 257H249V256H247ZM251 257H252V256H251ZM20 258H21V257H20ZM20 258H19V259H20ZM23 258H24V256H23ZM28 258H29V257H28ZM28 258H27V259H28ZM49 258H50V257H49ZM56 258H58V257L56 256ZM63 258H64V257H63ZM122 258H123V257H122ZM122 258H121V259H122ZM134 258H135V256H134ZM179 258H180V257H179ZM179 258H178V259H179ZM181 258H184V257L181 256ZM187 258H188V257H187ZM194 258H196V257H194ZM7 259H8V258H7ZM16 259H17V258H16ZM40 259H41V257H40ZM53 259H54V257H53ZM119 259H120V257H119ZM128 259H129V258H128ZM137 259H138V258H137ZM141 259H142V258H141ZM167 259H168V258H167ZM252 259H255V258L253 257ZM38 260H39V258H38ZM49 260H52V259H49ZM55 260H56V259H55ZM59 260H60V259H59ZM59 260H58V262H61V261H59ZM61 260H63V259L61 258ZM64 260H65V259H64ZM76 260H77V259H76ZM80 260H81V259H80ZM82 260H83V259H82ZM82 260H81V261H82ZM91 260H92V259H91ZM91 260H90V261H91ZM163 260H165V262H163V261L161 260V261L158 262V264H169V263H170V264H199V263H194V262H193L194 259H192L191 262H189L188 259H186L187 261H185V258L183 259L185 262H182V260H181V261H180V260L169 261V259H168L169 262H167L166 259H163ZM195 260H196V259H195ZM242 260H243L244 262H243ZM250 260H251V258H250ZM17 261H18V260H17ZM23 261H24V264L27 263V261H25L24 259L22 260V263H23ZM32 261H33V259H32ZM36 261H37V260H36ZM52 261H53V260H52ZM78 261H79V260H78ZM116 261H119V260H116ZM142 261H143V259H142ZM145 261H146V259H145ZM148 261H149V260H148ZM148 261H146V262H148ZM198 261H199V260H198ZM224 261H225V260H224ZM224 261H223V262H224ZM235 261H237V262L235 263ZM254 261H255V260H254ZM62 262H63V261H62ZM64 262H65V261H64ZM255 262H256V261H255ZM51 263H52V262H51ZM54 263H55V262H54ZM69 263H71V262H69ZM69 263L67 262L66 264H69ZM89 263H90V262H89ZM94 263H95V262H94ZM101 263H102V262H101ZM108 263H109V260H108ZM111 263H112V261H111ZM55 264H56V263H55ZM59 264H60V263H59ZM61 264H62V263H61ZM64 264H65V263H64ZM87 264H88V263H87ZM95 264H96V263H95ZM116 264H117V263H116ZM125 264H126V263H125ZM129 264H130V263H129ZM150 264H156V261H154V262L151 261ZM254 264H255V263H254Z\"/></svg>","mask_w":264,"mask_h":264}]
</instances>
